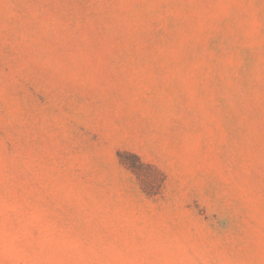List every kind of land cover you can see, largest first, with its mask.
<instances>
[{
    "label": "rangeland",
    "instance_id": "obj_1",
    "mask_svg": "<svg viewBox=\"0 0 264 264\" xmlns=\"http://www.w3.org/2000/svg\"><path fill=\"white\" fill-rule=\"evenodd\" d=\"M0 264H264V0H0Z\"/></svg>",
    "mask_w": 264,
    "mask_h": 264
}]
</instances>
